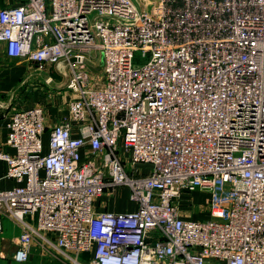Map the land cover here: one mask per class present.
Wrapping results in <instances>:
<instances>
[{
    "label": "built area",
    "instance_id": "1",
    "mask_svg": "<svg viewBox=\"0 0 264 264\" xmlns=\"http://www.w3.org/2000/svg\"><path fill=\"white\" fill-rule=\"evenodd\" d=\"M0 40L38 77L76 57L68 115L16 109L0 148L14 260L41 241L73 264H264V0H17ZM195 190L225 220L183 217ZM125 192L134 208L98 209Z\"/></svg>",
    "mask_w": 264,
    "mask_h": 264
},
{
    "label": "crops",
    "instance_id": "2",
    "mask_svg": "<svg viewBox=\"0 0 264 264\" xmlns=\"http://www.w3.org/2000/svg\"><path fill=\"white\" fill-rule=\"evenodd\" d=\"M15 2L17 0H0V9ZM47 70L55 78L62 79L64 77V79L60 80L61 83L58 82L57 86L52 85V89L51 87L45 89L44 92L50 93L42 97L38 90L43 88L35 83L40 78L35 70V64L10 57L7 54L6 42L0 40V148L13 151V148L6 145V140L10 132L8 123L12 112L16 109L44 105L46 108V124L49 128L68 115L67 100L69 95L66 91L68 69L62 70L57 64L56 66L48 67ZM30 73L35 76L32 77L31 81L23 85L25 77ZM59 89H61L60 93ZM6 172L7 163L0 159V176H2L0 178V190L10 188L16 184L14 179L4 176ZM97 205L99 210L106 208L128 210L135 207L132 202L127 201L122 204L124 207L120 208L119 201L115 197L111 198L108 195L100 196ZM179 207L183 217L186 218L204 219L209 216L216 217L211 206V195L205 191L195 190L185 193L179 200ZM29 219H32V217H29ZM2 220L0 264H73L56 249L45 247L41 241H35L31 245L30 256L26 262L21 263L14 260L12 255L17 247L16 238L21 232V227L9 217H4ZM91 256L89 253L84 252L79 255V258L83 262H88Z\"/></svg>",
    "mask_w": 264,
    "mask_h": 264
},
{
    "label": "rangeland",
    "instance_id": "3",
    "mask_svg": "<svg viewBox=\"0 0 264 264\" xmlns=\"http://www.w3.org/2000/svg\"><path fill=\"white\" fill-rule=\"evenodd\" d=\"M136 54H137V58L138 59H143L144 57H143V55H142V52L141 51H138V52H136ZM93 59V63L94 64H91V66L93 67V70L94 71H97V72H100L101 71V69H102V59H100L99 58V54H95V56H94V58H92ZM47 73H48V70L46 71ZM42 73L41 74V76H40V78H38V79H41L42 80V82H40V81H38L37 82V80H36V84H38V86H41L43 89H39L38 91H40V95L42 96V97H45V96H47L50 92H44L45 91V89H47L48 87H51V89H52V85L53 86H57V84H58V82H60V80H63L64 79V77H62V79H59L58 77H54V79H55V82L54 83H50V84H46L45 83V78H46V76H47V73ZM65 82H66V80L64 81V84H65ZM33 83H34V80H33ZM61 83V82H60ZM63 83V82H62ZM49 133H46L45 135H44V142L46 143V144H48V142H49ZM122 193H123V191H122ZM113 198V197H112ZM128 196H127V193L125 192V194L123 195V196H121L120 197V195H117L116 197H115V199L116 200H118L119 201V207L120 208H123L124 206L122 205L124 202H127V201H129L128 200ZM218 204H219V206L221 207H218L217 205H215V210L216 211H218L217 212V215H216V217L215 216H213V217H208V218H213V219H218V220H225V218H226V214H227V211H225V206H226V196H224V197H222L220 200H218ZM203 215V214H202ZM204 219H206V218H204Z\"/></svg>",
    "mask_w": 264,
    "mask_h": 264
},
{
    "label": "water",
    "instance_id": "4",
    "mask_svg": "<svg viewBox=\"0 0 264 264\" xmlns=\"http://www.w3.org/2000/svg\"><path fill=\"white\" fill-rule=\"evenodd\" d=\"M76 61V57L72 56L69 59H65L62 60L58 63V67L62 70H65L67 68V66L71 63V62H75Z\"/></svg>",
    "mask_w": 264,
    "mask_h": 264
}]
</instances>
